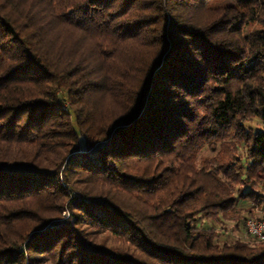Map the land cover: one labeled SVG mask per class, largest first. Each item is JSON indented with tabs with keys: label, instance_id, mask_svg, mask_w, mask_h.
Returning a JSON list of instances; mask_svg holds the SVG:
<instances>
[{
	"label": "trees",
	"instance_id": "1",
	"mask_svg": "<svg viewBox=\"0 0 264 264\" xmlns=\"http://www.w3.org/2000/svg\"><path fill=\"white\" fill-rule=\"evenodd\" d=\"M249 219L264 0H0V264H264Z\"/></svg>",
	"mask_w": 264,
	"mask_h": 264
},
{
	"label": "built area",
	"instance_id": "2",
	"mask_svg": "<svg viewBox=\"0 0 264 264\" xmlns=\"http://www.w3.org/2000/svg\"><path fill=\"white\" fill-rule=\"evenodd\" d=\"M245 231L246 233L259 241H263L264 240V219L262 220H252L249 219L246 221L245 223Z\"/></svg>",
	"mask_w": 264,
	"mask_h": 264
},
{
	"label": "rangeland",
	"instance_id": "3",
	"mask_svg": "<svg viewBox=\"0 0 264 264\" xmlns=\"http://www.w3.org/2000/svg\"><path fill=\"white\" fill-rule=\"evenodd\" d=\"M224 234H226V239H230L231 237H242L246 239L248 237V234L246 233L245 229H242V232H239L237 230L233 229V226L231 223H228L225 227V231H223ZM242 233V235H241ZM225 237V235H224Z\"/></svg>",
	"mask_w": 264,
	"mask_h": 264
}]
</instances>
